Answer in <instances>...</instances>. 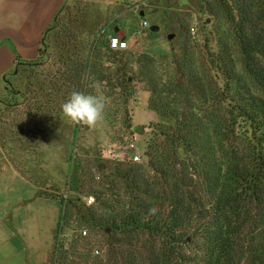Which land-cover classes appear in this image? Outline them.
<instances>
[{
    "label": "trees",
    "instance_id": "16d2710c",
    "mask_svg": "<svg viewBox=\"0 0 264 264\" xmlns=\"http://www.w3.org/2000/svg\"><path fill=\"white\" fill-rule=\"evenodd\" d=\"M220 2L229 26L217 51L206 52L202 61L174 58L175 81L160 72L157 80H149L156 86L150 91L153 111L174 122L153 125L145 161L115 164L108 183L91 181L92 169L100 166L90 165L87 188L95 202L86 205L85 213L75 212V228L108 232L103 264H264V0ZM61 28L72 34L68 26ZM44 39L38 58L17 57L15 68L40 58L46 62L50 55ZM95 44L93 39L87 50L91 45L98 49ZM101 50L125 54L111 49L108 39ZM75 52L62 57L66 66L54 69L60 83L48 90L58 98L86 92L95 78L99 83L106 78ZM89 237L69 235L56 249L65 255L87 240L85 253L74 263L101 264L105 254L92 253Z\"/></svg>",
    "mask_w": 264,
    "mask_h": 264
},
{
    "label": "rangeland",
    "instance_id": "374dc122",
    "mask_svg": "<svg viewBox=\"0 0 264 264\" xmlns=\"http://www.w3.org/2000/svg\"><path fill=\"white\" fill-rule=\"evenodd\" d=\"M133 2L130 1L131 4ZM139 8L144 11L143 17L136 10L128 19L118 17L114 20L116 23L113 27L124 21L130 28L129 46L122 50L125 54L101 50L113 27L106 30L104 25L93 29L94 33L86 34L82 26L90 25L91 20H83L81 13H76L77 16L66 13L47 36L45 50L50 55L49 59L42 63L44 59L39 57L40 60L34 64H20L7 73L6 79L11 84L7 86L5 83L6 90L0 94V168L13 164L26 176L14 180L9 190L15 199L13 202L20 201L12 208L15 209V222L19 230L26 227L31 235L36 234L33 237L38 242L44 234V228L48 230L50 224L55 229L59 222L61 205L51 196H66L65 206L62 205V222L58 224L54 237L56 244L53 247V242L49 264H58L59 261L75 264L78 261L77 255L85 253L87 240H79L65 255L56 248L67 241V236L81 235L82 229L87 230L84 237L90 234L92 253L103 257L107 249L108 232L94 231L87 225L75 228V212L80 210L85 213V197L93 195L89 194L87 188L91 163L100 166L98 171L92 169L94 178L91 181L108 183L114 178L115 164L129 162L120 160V157L104 155L103 147L107 144H123L133 134H136L138 149L142 154L139 162L145 161L143 153L147 142L153 137V125H171L174 122L171 116L159 117L155 114L154 119L148 116L153 111L150 91L156 88L154 82L149 81L150 78L157 80L160 72L164 79L177 80L179 72L175 70L174 58L187 55L201 60L202 56H207L206 52L217 51L218 39L227 37L229 24L220 0H148L146 5L139 4ZM98 9L100 4H95L91 5L89 11ZM143 19L149 25L156 24L158 30H140ZM62 26H68L72 34L65 33ZM191 27H194V33H191ZM134 30H138L137 33L134 34ZM169 33H174L170 39ZM93 39L98 49L91 45L87 50L88 43ZM74 50L75 57L87 59L93 72L106 76L102 83L95 78L84 92L102 95L107 101L104 118L94 127L74 125L63 116L60 106L70 92L58 98V93L48 90L51 89L50 85L57 87V83H60L57 75L53 74L54 69L61 67L64 63L62 57L69 56ZM119 81V86L114 87ZM67 85L73 88V82H67ZM22 100L24 103H19ZM54 105H57L56 110H52ZM136 124L142 125L141 134L132 130ZM243 142L250 145L247 140ZM243 142L240 141L242 146ZM83 181H86V185L81 186ZM3 183L4 179L0 178L1 190ZM75 196L79 199L75 200ZM27 198L30 199L23 201ZM3 210L0 209V213ZM69 226L74 230L68 231ZM96 249L98 253H95ZM143 251L145 253L147 248ZM16 257H8V261H16ZM105 257L106 254L101 264L105 262ZM86 261L90 263V259Z\"/></svg>",
    "mask_w": 264,
    "mask_h": 264
},
{
    "label": "crops",
    "instance_id": "0c3cea01",
    "mask_svg": "<svg viewBox=\"0 0 264 264\" xmlns=\"http://www.w3.org/2000/svg\"><path fill=\"white\" fill-rule=\"evenodd\" d=\"M130 1L132 0H0V94L6 90L4 79L7 73L15 68L17 57L27 61L36 59L43 37L47 42V36L52 29L46 30L58 25L66 13L74 16L81 13L83 20L90 19V25L82 26L84 27L82 29L86 34H91L94 33L93 29L104 25L103 28L106 30L111 29L116 23V21L114 23L116 18L128 19L136 10L143 17L144 11L137 9V6L146 5L148 0H133L132 4ZM95 4H100V9L89 11L91 5ZM107 21L112 24H108ZM111 30L113 32L108 36L117 34L126 39L129 46L131 33L127 23L123 21L122 24H116ZM148 116L151 119L156 118L153 111L149 112ZM18 177L26 176L15 165L8 164L0 168V178L5 181L3 189H0V209L4 208L0 213V264H49L54 237L63 215L64 199L62 198L61 202V197L51 196L61 205L59 222L55 229L50 224L48 230L47 227L44 228V234L37 242L33 237L36 234L31 235L26 227L19 230L15 222V209L12 208L20 201L13 202L15 199L9 190ZM14 256H17L16 261L9 262L8 257Z\"/></svg>",
    "mask_w": 264,
    "mask_h": 264
},
{
    "label": "clouds",
    "instance_id": "9594fccd",
    "mask_svg": "<svg viewBox=\"0 0 264 264\" xmlns=\"http://www.w3.org/2000/svg\"><path fill=\"white\" fill-rule=\"evenodd\" d=\"M106 103V98L102 95L74 90L60 107L63 116L74 125L94 127L104 118ZM151 211L155 213L156 209Z\"/></svg>",
    "mask_w": 264,
    "mask_h": 264
},
{
    "label": "built area",
    "instance_id": "2783aa9c",
    "mask_svg": "<svg viewBox=\"0 0 264 264\" xmlns=\"http://www.w3.org/2000/svg\"><path fill=\"white\" fill-rule=\"evenodd\" d=\"M140 30L149 27V23L147 20H142L140 22ZM191 33H194V27L190 28ZM108 45L111 49L114 50H122L128 47V41L126 39L121 38L117 34L110 35L108 38ZM133 137H130L123 144H107L103 147L102 153L106 156L110 157H120L119 159L129 163H136L141 161L142 154L140 153L137 145L136 134H133ZM64 206L66 196L63 197ZM95 202V198L93 195H88L85 197V203L87 205L93 204ZM62 220L60 221V223ZM82 236L87 234L86 229H82L80 231ZM95 253H98V250H95Z\"/></svg>",
    "mask_w": 264,
    "mask_h": 264
},
{
    "label": "water",
    "instance_id": "95a60500",
    "mask_svg": "<svg viewBox=\"0 0 264 264\" xmlns=\"http://www.w3.org/2000/svg\"><path fill=\"white\" fill-rule=\"evenodd\" d=\"M141 15H142V12H141ZM148 30L151 32H155L156 30H158V26L156 24H151V25H149ZM173 35H174V33H169L168 38L170 39ZM132 130L138 134H141L142 133V125L136 124L132 127Z\"/></svg>",
    "mask_w": 264,
    "mask_h": 264
}]
</instances>
